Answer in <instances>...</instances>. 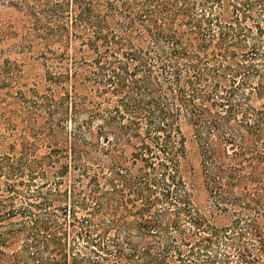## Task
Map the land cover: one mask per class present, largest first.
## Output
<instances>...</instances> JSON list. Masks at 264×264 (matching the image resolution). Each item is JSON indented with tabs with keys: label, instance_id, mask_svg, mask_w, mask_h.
Wrapping results in <instances>:
<instances>
[{
	"label": "trees",
	"instance_id": "trees-1",
	"mask_svg": "<svg viewBox=\"0 0 264 264\" xmlns=\"http://www.w3.org/2000/svg\"><path fill=\"white\" fill-rule=\"evenodd\" d=\"M0 264H264V0H0Z\"/></svg>",
	"mask_w": 264,
	"mask_h": 264
},
{
	"label": "rangeland",
	"instance_id": "rangeland-1",
	"mask_svg": "<svg viewBox=\"0 0 264 264\" xmlns=\"http://www.w3.org/2000/svg\"><path fill=\"white\" fill-rule=\"evenodd\" d=\"M10 57L13 58V59H16L18 60L19 62H21L23 64V67L25 69V79L28 81V82H31V81H37L39 80L38 77L41 76L42 74V68L41 66L38 64V62L36 60H34L32 58V56L30 54H27V53H11L10 54ZM182 131L184 133V135L186 136L187 138V145L191 147V149L194 151L195 150V146L192 142H189V140L191 139V132H190V129L186 126V125H183L182 126ZM194 154H197L196 151ZM193 162L195 163V166H197V156H194V160Z\"/></svg>",
	"mask_w": 264,
	"mask_h": 264
}]
</instances>
